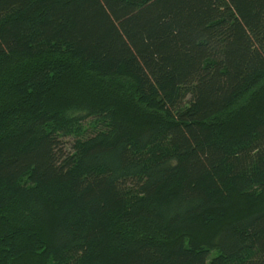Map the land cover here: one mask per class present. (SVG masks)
Wrapping results in <instances>:
<instances>
[{
    "label": "trees",
    "instance_id": "trees-1",
    "mask_svg": "<svg viewBox=\"0 0 264 264\" xmlns=\"http://www.w3.org/2000/svg\"><path fill=\"white\" fill-rule=\"evenodd\" d=\"M30 260L264 264V0H0V264Z\"/></svg>",
    "mask_w": 264,
    "mask_h": 264
},
{
    "label": "rangeland",
    "instance_id": "rangeland-1",
    "mask_svg": "<svg viewBox=\"0 0 264 264\" xmlns=\"http://www.w3.org/2000/svg\"><path fill=\"white\" fill-rule=\"evenodd\" d=\"M80 82V78L77 77V75L74 73L71 77H69L66 81H65V84L62 85V88H61V94L62 95H65V96H70V97H73L74 96H77L78 94L75 93V89H76V85H78ZM257 111L254 112L255 116L257 115ZM30 264L31 263V260L29 261Z\"/></svg>",
    "mask_w": 264,
    "mask_h": 264
}]
</instances>
